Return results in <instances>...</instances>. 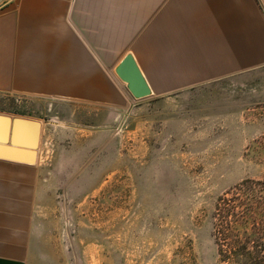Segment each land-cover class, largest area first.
<instances>
[{"label": "rangeland", "instance_id": "374dc122", "mask_svg": "<svg viewBox=\"0 0 264 264\" xmlns=\"http://www.w3.org/2000/svg\"><path fill=\"white\" fill-rule=\"evenodd\" d=\"M131 99L100 111L0 97L42 122L27 264H231L214 214L230 188L264 179V67Z\"/></svg>", "mask_w": 264, "mask_h": 264}, {"label": "crops", "instance_id": "0c3cea01", "mask_svg": "<svg viewBox=\"0 0 264 264\" xmlns=\"http://www.w3.org/2000/svg\"><path fill=\"white\" fill-rule=\"evenodd\" d=\"M129 53L154 96L264 67V0H0V97L122 109ZM18 156H0V264H27L35 231L42 167Z\"/></svg>", "mask_w": 264, "mask_h": 264}, {"label": "trees", "instance_id": "16d2710c", "mask_svg": "<svg viewBox=\"0 0 264 264\" xmlns=\"http://www.w3.org/2000/svg\"><path fill=\"white\" fill-rule=\"evenodd\" d=\"M214 217L221 262L264 264V179H245L226 191Z\"/></svg>", "mask_w": 264, "mask_h": 264}, {"label": "water", "instance_id": "95a60500", "mask_svg": "<svg viewBox=\"0 0 264 264\" xmlns=\"http://www.w3.org/2000/svg\"><path fill=\"white\" fill-rule=\"evenodd\" d=\"M116 72L127 84L131 97L140 99L152 95V89L133 54L129 53L123 58ZM41 133L42 122L38 119L0 114V144L5 146L4 154L0 152V156L19 159V152L25 151V161L35 163Z\"/></svg>", "mask_w": 264, "mask_h": 264}]
</instances>
